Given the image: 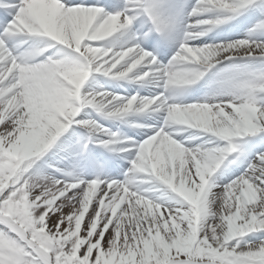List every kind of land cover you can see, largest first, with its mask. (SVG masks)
<instances>
[{
  "label": "snow or ice",
  "instance_id": "snow-or-ice-1",
  "mask_svg": "<svg viewBox=\"0 0 264 264\" xmlns=\"http://www.w3.org/2000/svg\"><path fill=\"white\" fill-rule=\"evenodd\" d=\"M0 264H264V0H0Z\"/></svg>",
  "mask_w": 264,
  "mask_h": 264
},
{
  "label": "bare ground",
  "instance_id": "bare-ground-1",
  "mask_svg": "<svg viewBox=\"0 0 264 264\" xmlns=\"http://www.w3.org/2000/svg\"><path fill=\"white\" fill-rule=\"evenodd\" d=\"M240 19L242 20L243 17H241ZM233 23H236V22L234 21ZM229 26H230V25H229ZM227 28H228V26H226V28L218 29V30L215 31V32L209 33V34H211V35H214L215 38H217V39H214V40H211V41H209V40H210V39H209V40L204 41V42H207V43H218L219 41L224 40L225 37L222 36V35H219L218 33H221V32L226 31ZM229 38H235V37H229ZM202 40H203V38H202ZM200 41H201V40L192 41V42H196V44L199 45L200 43H202V42H200ZM90 85H92V83H90ZM210 87H211V84H209L208 86H206L204 90H208ZM119 88H120V87H119ZM120 89H121V88H120ZM123 89H125L124 86H123ZM121 90H122V89H121ZM122 91H123V90H122ZM195 100H196V102H199L200 98H199V99H193L192 101H195ZM187 135L197 136V135H199V133H195V132H193L192 130L183 131V132L181 133V135L177 137V139H180L181 137H185V138H187ZM185 138H184V139H185ZM197 142H198V141H195V140L193 141V143H197Z\"/></svg>",
  "mask_w": 264,
  "mask_h": 264
}]
</instances>
